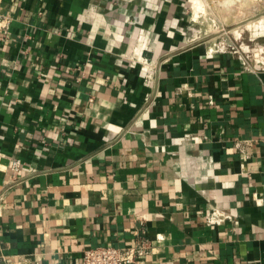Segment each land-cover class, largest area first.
Returning a JSON list of instances; mask_svg holds the SVG:
<instances>
[{
    "label": "crops",
    "instance_id": "0c3cea01",
    "mask_svg": "<svg viewBox=\"0 0 264 264\" xmlns=\"http://www.w3.org/2000/svg\"><path fill=\"white\" fill-rule=\"evenodd\" d=\"M3 16L0 264L141 241L134 264H264V146L236 147L264 137V50L211 53L188 0H0Z\"/></svg>",
    "mask_w": 264,
    "mask_h": 264
},
{
    "label": "rangeland",
    "instance_id": "374dc122",
    "mask_svg": "<svg viewBox=\"0 0 264 264\" xmlns=\"http://www.w3.org/2000/svg\"><path fill=\"white\" fill-rule=\"evenodd\" d=\"M188 7L212 47L236 48L249 59L263 55L264 0H188Z\"/></svg>",
    "mask_w": 264,
    "mask_h": 264
},
{
    "label": "built area",
    "instance_id": "2783aa9c",
    "mask_svg": "<svg viewBox=\"0 0 264 264\" xmlns=\"http://www.w3.org/2000/svg\"><path fill=\"white\" fill-rule=\"evenodd\" d=\"M7 16L0 18V31L7 33L9 20ZM233 47V46H231ZM235 48V47H233ZM224 47H211V53L217 51H225ZM234 52L240 53L239 49H233ZM232 51V52H233ZM142 63L141 60H139ZM243 62L250 65V59L243 56ZM261 64L264 65V60L262 59ZM143 64V63H142ZM142 69L146 70L145 65H142ZM254 143H260L264 146V137L258 140H241L236 143V147L241 151V153L248 157L249 147ZM23 164L21 160L15 159L11 163V169L15 172H19ZM223 216H220L218 212H213L210 216H207V220L210 223H220L223 220ZM148 243L145 241L137 242L134 246L129 247H119L115 245H99L96 247H90L84 250L82 263L83 264H134L137 260L147 254ZM25 264V263H23Z\"/></svg>",
    "mask_w": 264,
    "mask_h": 264
}]
</instances>
